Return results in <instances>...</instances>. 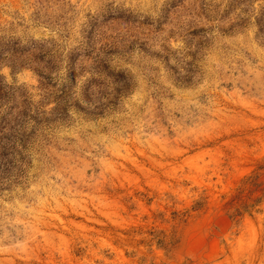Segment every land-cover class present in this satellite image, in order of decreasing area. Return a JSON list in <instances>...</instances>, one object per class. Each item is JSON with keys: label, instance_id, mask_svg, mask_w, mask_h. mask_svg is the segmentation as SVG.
Instances as JSON below:
<instances>
[{"label": "rangeland", "instance_id": "rangeland-1", "mask_svg": "<svg viewBox=\"0 0 264 264\" xmlns=\"http://www.w3.org/2000/svg\"><path fill=\"white\" fill-rule=\"evenodd\" d=\"M0 264H264V0H0Z\"/></svg>", "mask_w": 264, "mask_h": 264}]
</instances>
